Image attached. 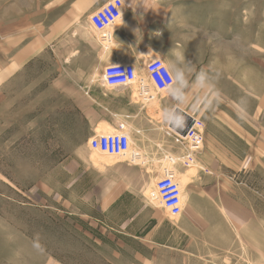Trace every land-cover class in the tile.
<instances>
[{
	"label": "rangeland",
	"instance_id": "rangeland-1",
	"mask_svg": "<svg viewBox=\"0 0 264 264\" xmlns=\"http://www.w3.org/2000/svg\"><path fill=\"white\" fill-rule=\"evenodd\" d=\"M206 1L178 106L205 123V145L197 168L175 166L172 218L149 197L166 163L84 143L91 124L113 131L82 104L86 81L104 90L89 21L56 0H0V264H264V0Z\"/></svg>",
	"mask_w": 264,
	"mask_h": 264
},
{
	"label": "crops",
	"instance_id": "crops-1",
	"mask_svg": "<svg viewBox=\"0 0 264 264\" xmlns=\"http://www.w3.org/2000/svg\"><path fill=\"white\" fill-rule=\"evenodd\" d=\"M109 0H56V9L66 7L68 17L74 24L76 20L89 21L90 16ZM124 10L119 25L113 31V44L108 50L98 52V73L103 75L104 68L113 64L132 63L140 77L147 78L146 63L154 58L162 59L170 71H184L189 87L184 98L191 95V74L193 63H201L202 48H189L188 36L193 24L207 18L206 0H122ZM196 22V23H194ZM92 28V27H91ZM196 41H200L197 37ZM90 82V83H89ZM86 81L87 99L83 100L86 110L99 108L103 121L115 130L118 123L127 124L132 142V150L140 153L145 164H163L166 157H180L186 153V147L177 144L169 133V122L165 119V110L179 108L180 101L170 92L157 93L155 102L146 104L139 98L136 86L129 88H107L102 94ZM89 84V85H88ZM95 90V91H93ZM184 112L187 111L184 109ZM99 124H91L84 143L97 133ZM205 145V143H204ZM221 153L216 148V154ZM74 163V162H72ZM120 173L121 170H120ZM120 178L121 175H120ZM121 182V179H120Z\"/></svg>",
	"mask_w": 264,
	"mask_h": 264
},
{
	"label": "built area",
	"instance_id": "built-area-1",
	"mask_svg": "<svg viewBox=\"0 0 264 264\" xmlns=\"http://www.w3.org/2000/svg\"><path fill=\"white\" fill-rule=\"evenodd\" d=\"M124 10L122 0H109L89 18L93 30L97 32L99 42L104 50H108L113 44L112 29L121 20ZM120 71V79H115L113 70ZM166 63L160 59H151L146 63L147 78L139 76L136 66L132 63L113 64L104 68L101 83L107 88H129L136 86L139 98L142 102L149 104L155 102L157 93H168L166 83L171 80L167 71ZM170 71V70H169ZM163 76V80L161 79ZM185 116V115H184ZM185 127L175 130L174 125H169V133L179 145L186 147V153L180 157L168 156L165 166L156 182L155 190L150 193L152 202L159 201L163 208L172 218H179L183 214L182 191L177 181L175 166L182 164L187 169L197 168L199 155L205 142V123L193 116H185ZM90 149L98 154L107 155L112 158H125L130 156L131 162L141 164L143 159L140 153L132 150V142L128 133L127 124L118 123L112 132H97L88 143ZM208 172V171H207Z\"/></svg>",
	"mask_w": 264,
	"mask_h": 264
},
{
	"label": "clouds",
	"instance_id": "clouds-1",
	"mask_svg": "<svg viewBox=\"0 0 264 264\" xmlns=\"http://www.w3.org/2000/svg\"><path fill=\"white\" fill-rule=\"evenodd\" d=\"M167 71L169 78L171 80L170 83H166V87L170 94L174 95L177 101H182L184 99L185 89H187L190 85L185 77L184 71H178L174 69L173 71ZM114 78L120 79L121 74L118 69H114L113 71ZM163 80V76H161ZM211 83L210 76L207 72L201 71L194 81L195 85H199L201 87H205ZM183 111L179 108L174 109H166L165 110V119L169 122L170 125H174V129H182L185 127V116L183 115Z\"/></svg>",
	"mask_w": 264,
	"mask_h": 264
},
{
	"label": "water",
	"instance_id": "water-1",
	"mask_svg": "<svg viewBox=\"0 0 264 264\" xmlns=\"http://www.w3.org/2000/svg\"><path fill=\"white\" fill-rule=\"evenodd\" d=\"M183 112H184V111H183ZM183 115H185V116H186V113L184 112V113H183ZM187 116H188V115H187Z\"/></svg>",
	"mask_w": 264,
	"mask_h": 264
}]
</instances>
